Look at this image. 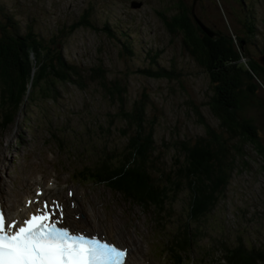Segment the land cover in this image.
I'll return each instance as SVG.
<instances>
[{"label": "rangeland", "instance_id": "obj_1", "mask_svg": "<svg viewBox=\"0 0 264 264\" xmlns=\"http://www.w3.org/2000/svg\"><path fill=\"white\" fill-rule=\"evenodd\" d=\"M184 1L193 3V0ZM174 2L0 0L1 24H7L4 15L8 14L22 34L33 28L46 41L58 37L64 57L82 67L87 84L86 89L61 85L55 100L27 102L23 110L19 108L14 126L10 124L0 129V180H10L3 186L13 192L16 181L15 184L22 187L18 192L24 193L30 178L36 176L34 179L49 182L56 176L50 196L66 197L68 188L77 186L81 191L71 178L73 170L82 167L81 163L86 165L110 149L120 151L125 147L127 140L121 134L125 123L115 116L117 107L105 97L99 84L90 80L94 68L105 69L110 80H121L127 85L129 106L143 92L149 95L148 117L157 120L156 147L169 167L176 164L175 157L184 158L178 150L179 142H194L205 134L194 106L201 109L211 126H218L206 106L211 94L207 72L185 49L182 36L170 34L162 22L161 13H175ZM134 3H141V7H133ZM196 6V12L209 27L237 38L231 41L225 38L221 42V48L229 56L240 58L249 69L261 63L264 0H201ZM86 13L98 30L82 27L66 34ZM250 26L254 28L253 34L249 33ZM106 27L112 35L104 31ZM128 49L133 54L130 55ZM155 57L157 64L153 61ZM158 66L173 69L180 76L169 81L139 73L144 69L156 73ZM255 93L246 114L254 121L264 143V88L258 87ZM238 144L246 157L238 162L216 208L198 225L188 257L192 264H223L222 242L234 248L242 239L250 248L264 250V172L255 148L249 143ZM41 158L46 160L44 167L36 160ZM38 172L46 173L45 179ZM50 173L52 176L48 178ZM30 182L35 186L37 181ZM104 188L85 186L87 213L92 218L93 212L95 222L92 224L100 225L95 231L104 232L110 238L116 234V241L122 236L124 245L131 246L133 251H138L140 246L144 252L142 260L139 262L137 252L130 256L128 264H170L165 249L170 248L172 236L188 223L189 191L185 189L176 203L169 206L167 214L159 216L150 209L145 211L129 205L120 195ZM107 228H110V236Z\"/></svg>", "mask_w": 264, "mask_h": 264}, {"label": "trees", "instance_id": "obj_2", "mask_svg": "<svg viewBox=\"0 0 264 264\" xmlns=\"http://www.w3.org/2000/svg\"><path fill=\"white\" fill-rule=\"evenodd\" d=\"M200 1H196L194 6L195 0L192 4L175 0L172 8L175 13L160 15L167 31L182 36L185 49L207 72L211 94L206 106L218 121V126H211L201 109L194 106L205 134L194 142H179L178 150L184 158L175 157L176 164L169 167L156 147L157 120L148 117L149 95L143 92L129 106L127 85L121 80H110L105 69L94 68L89 78L99 84L105 97L117 107L115 116L125 123L121 134L127 144L120 151L108 150L74 174L79 182L103 184L129 205L145 211L150 209L159 216L167 214L169 206L176 203L179 195L187 189L190 197L188 223L172 236L168 249L175 264L182 262V255L189 257L198 225L204 223L216 208L238 162L245 159V152L238 143H249L255 148L264 172V143L254 121L246 114L250 100L255 99L256 89L264 88V64L258 62L249 69L240 58L229 56L221 48V42L225 38L227 41L237 38L228 37L206 24L196 12ZM4 16L7 24L0 22L1 130L14 123L19 108L21 110L27 102L55 100L61 85H75L80 89L87 87L84 70L66 60L59 48L58 37L46 41L33 28L22 34L14 18L8 14ZM81 18L66 34L70 35L82 27L98 30L88 13ZM197 19L215 32V36L205 33ZM108 28L103 29L112 35ZM249 33H254L252 26ZM241 44L240 41V48ZM128 53L131 55L133 51L128 49ZM153 61L157 64L156 57ZM156 71L144 69L139 73L169 81L179 75L173 69L160 66ZM256 81L261 85H253ZM222 245L226 264H264V250L250 248L242 239L234 248L224 246V242Z\"/></svg>", "mask_w": 264, "mask_h": 264}, {"label": "snow or ice", "instance_id": "obj_3", "mask_svg": "<svg viewBox=\"0 0 264 264\" xmlns=\"http://www.w3.org/2000/svg\"><path fill=\"white\" fill-rule=\"evenodd\" d=\"M33 204L35 210L20 219L0 206V264H126L127 248L73 227L62 204L28 202Z\"/></svg>", "mask_w": 264, "mask_h": 264}, {"label": "bare ground", "instance_id": "obj_4", "mask_svg": "<svg viewBox=\"0 0 264 264\" xmlns=\"http://www.w3.org/2000/svg\"><path fill=\"white\" fill-rule=\"evenodd\" d=\"M4 184H0V198H4L3 197V195H4V193H9V194H11V192H12V190H10V189H7L5 186H3ZM10 190V191H9ZM5 194V195H6ZM15 195H16V193H15ZM14 195V196H15ZM30 197V196H29ZM28 198V197H27ZM27 198H25L22 202H19V203H16L15 201H12V205H9V203L7 202V204L5 205V208H6V211H7V213H8V215L9 216H14V217H16V216H18V215H20L21 213V211H18L17 209L19 208V207H24V202L26 201V199ZM28 211H30V210H28ZM67 214H66V222H68V223H70L73 227H76L75 226V223L72 221V219H71V213H72V210L69 208L67 211ZM81 220V219H80ZM91 219L89 218V219H87V220H81V222L82 223H84L85 225H90V223H91ZM104 236L106 237V235L104 234ZM117 235L116 234H113V238H108L109 240H116L117 238ZM107 238V237H106ZM122 239V236H120L119 235V237H118V240L117 241H119V243L120 244H122L123 243V241L121 240ZM136 251V249H134V251L132 250V249H130V253H134ZM130 258V255H128V258H127V261H126V264L128 263V259Z\"/></svg>", "mask_w": 264, "mask_h": 264}, {"label": "water", "instance_id": "obj_5", "mask_svg": "<svg viewBox=\"0 0 264 264\" xmlns=\"http://www.w3.org/2000/svg\"><path fill=\"white\" fill-rule=\"evenodd\" d=\"M196 1H198V0H195L194 6L196 4ZM133 7H141V3H134L133 4ZM197 20H198L199 25L205 31V33H207L210 37H214L215 36V32H213L210 28H208L207 26H205L199 19H197ZM261 62L264 64V55L261 58Z\"/></svg>", "mask_w": 264, "mask_h": 264}]
</instances>
